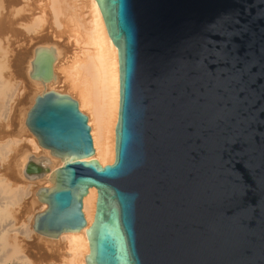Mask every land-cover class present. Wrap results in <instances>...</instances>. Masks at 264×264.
<instances>
[{
  "label": "water",
  "instance_id": "95a60500",
  "mask_svg": "<svg viewBox=\"0 0 264 264\" xmlns=\"http://www.w3.org/2000/svg\"><path fill=\"white\" fill-rule=\"evenodd\" d=\"M119 51L116 158L103 167L70 95H39L26 125L62 160L34 231L87 227V264H264V0H96ZM32 77H53L39 54ZM50 173L32 158L25 175Z\"/></svg>",
  "mask_w": 264,
  "mask_h": 264
},
{
  "label": "bare ground",
  "instance_id": "6f19581e",
  "mask_svg": "<svg viewBox=\"0 0 264 264\" xmlns=\"http://www.w3.org/2000/svg\"><path fill=\"white\" fill-rule=\"evenodd\" d=\"M10 1L0 0V6L4 4L3 6L6 5V9L9 10L15 3V0H12L13 4ZM24 1L27 4V1L30 3L32 0ZM34 2L40 4L35 5V10L29 9V12L27 11L29 17L25 16L21 22L10 23L9 15L7 18L4 17V19L0 20V123L4 120V116H7L4 114L9 110L11 102L18 95L20 89L18 79L24 75L18 73L17 76L19 77H16L12 82L4 78L2 71L6 61L3 62V59L5 60L9 52H6L7 54L5 55L3 50H1V45L3 43H11L12 37L10 34L13 26L19 25L31 32L34 28L30 27V30L27 28L29 25L38 24V22H43V26L47 24V30L43 33L41 32L40 37L34 35L36 30L31 33L29 36L31 49L20 60L21 65L24 67L19 72L24 73L25 71V76L32 85L31 96L33 95L31 98L33 100H30L32 101L30 103L31 106L26 112L24 126L21 129V132H24V134L22 133L23 138L21 140L16 138L0 139V264H25L26 257L23 253H25L24 250L26 248L24 249V243L17 237V234L7 231L6 228L10 224L4 225V220H6L7 216L14 215V210H11L13 209L12 207L17 206L16 204L20 203L23 198L31 195L30 189H33V187L37 188L32 194V200L41 209V212H37H39L38 214L44 212L48 206L41 203L36 195L41 188L53 187V183L49 178L56 169L64 165V160L55 157L50 150L40 145L38 138L26 125L28 114L35 105L39 95L46 91H56L70 95L79 103L80 110L88 114L95 155L87 159V161L95 159L105 167L112 165L116 158V126L120 105L119 51L108 34L97 1L34 0ZM29 3L28 6L30 7L32 3ZM36 10H39V13H36ZM33 26L36 27V25ZM64 34L68 36L65 35L67 37L66 41L68 39L73 45L72 49L74 47V53L71 49L72 55L69 53L70 56L64 49V45L56 41V39L63 41L64 39L61 37ZM39 54L48 56V59L53 62V77L50 81L45 82L32 77L35 71L34 62ZM21 141L25 142V148L17 157V164L19 165V175L26 181L28 187H13L11 183L9 184L4 179L2 167L6 163L8 156L16 152L15 149L20 145ZM32 158L41 159L42 162L46 163L50 167V173L42 179L32 180L28 178L25 175V170ZM97 198L98 192L95 188L90 189L89 194L84 198L83 211L87 220V227L80 232L64 233L58 239L40 236L35 233L33 228L38 214L34 215L33 218L32 216L28 218L27 222L17 223L16 227L19 234H24L26 239L34 233L42 241L43 239L48 241L51 244L50 246L53 247H57L59 242H64L68 249L70 264H87L86 256L90 254L87 230L94 222ZM10 217L12 218V216ZM13 221L15 222V220ZM45 243L47 244V242ZM48 264L55 263L50 262Z\"/></svg>",
  "mask_w": 264,
  "mask_h": 264
},
{
  "label": "rangeland",
  "instance_id": "374dc122",
  "mask_svg": "<svg viewBox=\"0 0 264 264\" xmlns=\"http://www.w3.org/2000/svg\"><path fill=\"white\" fill-rule=\"evenodd\" d=\"M10 2H12V0ZM14 2H12V4L14 3L12 5L13 7L11 6L12 8L11 9L9 8V10L6 9L7 8L6 5H5L6 7L3 6L4 4L0 6V15H1L0 20H2V18L4 19V17L7 18L9 15L10 23H15L16 21L21 22L25 16L29 17L28 16L29 9L35 10V7H36L35 5L40 4V3H35L34 0L30 1V3L29 1H27V4L25 3L24 0H15ZM28 3L29 4L32 3V5H30L29 7ZM36 11H37L36 13H39V10H36ZM12 12L14 13L12 14ZM33 25H36V27H34ZM33 25H29V27H27L29 29L30 27L32 29L34 28L33 31L30 29L31 32L23 27H20L19 25L13 26V29H11L12 32L10 34L12 37L11 43L10 44L3 43L1 45V50H3L5 55L9 52L6 55L5 60L3 59V62L6 61L5 62L6 65H4L3 63L5 67H3L4 69L2 71L4 78L7 81L10 80L12 82L13 80L16 79V77L17 78L19 77L17 76L18 73H21V75L23 74L24 75L20 76V78L18 79L19 84H20L18 95L15 97L13 102H11L8 108L9 110L6 111L7 114L6 113L4 114L7 116H4V120L2 121V123H0V139L16 138V139L21 140L23 138L22 133L24 134V132H21L22 131L21 129L24 126L23 123L26 118V112L31 106L30 103H32V101L30 100H33L31 99L33 95L31 96V88H32L31 86L32 85L30 84L29 80L25 76V71L22 69L24 73L19 72L21 71L20 69L24 67L23 65H21L20 60L31 49V46L29 45V40H30L29 36L31 35V33H34L36 30V33H34V35L37 37H40L41 32L43 33L45 32V30H47V24L46 25L44 24L43 26V22H38V24H33ZM37 25H39L38 26L39 28L37 27ZM26 31H29L30 33ZM65 35L67 36V34H64L61 37L62 39H64L63 40L64 43L61 39H56V41L64 45V49L70 56V54L72 55L71 49L73 45L69 42L68 39L66 41V38L68 36L66 37ZM72 50L74 53V47ZM7 59L8 60L10 59V60L8 61ZM81 112L88 117V114H86L84 111L81 110ZM89 126H90V123H89ZM24 148H25V142L21 141L20 145L15 149L16 152L8 156L9 159L7 158L6 163L2 167V175H4L3 176L4 179L7 180L9 184L11 183L13 187H18V186L28 187L26 181L22 179L19 175V169H18L19 165L17 164V157L24 151ZM36 188L37 187H33V189H30L31 190L30 192L33 194ZM32 194L29 195L28 197L23 198L20 201V203L16 204L17 206L12 207L13 209L11 210L12 211L14 210L13 211L14 215L7 216L3 224L4 225L10 224L8 228H6L7 231H11V233L17 234L18 235L17 237L20 238V240L24 243L23 245L24 249L26 248L24 250L25 253H23L25 254L24 256L26 257L25 264H33V263L34 264H37V263L38 264H48L50 262L55 263V264H70L69 262L70 258L68 256V249L66 248V245L64 242H59V245L57 247H53V246H50L51 244H49L48 241H46L45 239H43L42 241V239H40V237L36 236V234L34 233L27 239L24 238V234L22 235L21 233L19 234L16 224L20 222H27L28 218H30L31 216L33 218L34 215L41 212V209H39V205L33 202ZM12 211H11V214H12ZM10 216H12V218ZM9 220L11 221L9 222ZM13 220H15V222ZM44 241L47 242V244ZM29 260H31L30 262L32 263H30Z\"/></svg>",
  "mask_w": 264,
  "mask_h": 264
}]
</instances>
